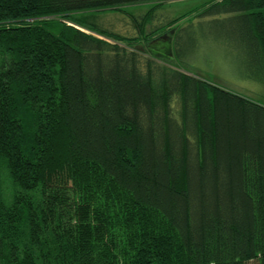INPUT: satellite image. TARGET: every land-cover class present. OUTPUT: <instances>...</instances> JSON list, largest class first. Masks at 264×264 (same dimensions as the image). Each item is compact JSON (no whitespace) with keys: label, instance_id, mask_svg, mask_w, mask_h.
<instances>
[{"label":"trees","instance_id":"1","mask_svg":"<svg viewBox=\"0 0 264 264\" xmlns=\"http://www.w3.org/2000/svg\"><path fill=\"white\" fill-rule=\"evenodd\" d=\"M167 1L0 0V264H264V92L152 46L227 23L264 88V0Z\"/></svg>","mask_w":264,"mask_h":264},{"label":"rangeland","instance_id":"2","mask_svg":"<svg viewBox=\"0 0 264 264\" xmlns=\"http://www.w3.org/2000/svg\"><path fill=\"white\" fill-rule=\"evenodd\" d=\"M208 1L169 0L162 5V9L158 11L157 15L160 16V19L177 18ZM149 8L150 5H142L128 7L127 10L136 16H140L145 14ZM194 16L189 18V20L193 18L192 21L182 22L179 25L180 29L177 28L174 34L165 33V39L157 41V44L156 42L153 43L152 46L155 44L159 52L163 54L166 46L170 45L171 48L176 46L179 53L171 51L169 56L171 60H167L166 63L181 65L182 71L187 75L200 77L214 85L253 100L260 99L264 88L246 77L245 65L242 61L244 57H242L238 46L235 45L234 37L225 30L229 24L225 23L220 26L213 21V18L194 20L196 18ZM223 18L227 17L219 19ZM106 20L114 21L116 23L115 30L119 33L138 36L137 31L133 28L132 20L128 16L109 14ZM140 44L145 45V43ZM144 49H148V47L145 46Z\"/></svg>","mask_w":264,"mask_h":264}]
</instances>
